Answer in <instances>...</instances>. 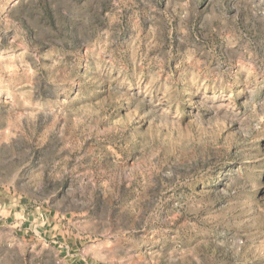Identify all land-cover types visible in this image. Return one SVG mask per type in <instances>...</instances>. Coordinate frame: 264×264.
I'll return each instance as SVG.
<instances>
[{"label":"rangeland","instance_id":"obj_1","mask_svg":"<svg viewBox=\"0 0 264 264\" xmlns=\"http://www.w3.org/2000/svg\"><path fill=\"white\" fill-rule=\"evenodd\" d=\"M0 264H264V0H0Z\"/></svg>","mask_w":264,"mask_h":264}]
</instances>
